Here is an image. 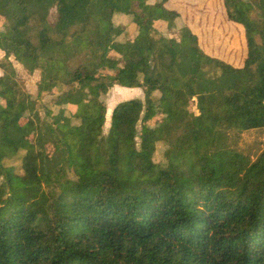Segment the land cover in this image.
<instances>
[{
	"label": "trees",
	"instance_id": "trees-1",
	"mask_svg": "<svg viewBox=\"0 0 264 264\" xmlns=\"http://www.w3.org/2000/svg\"><path fill=\"white\" fill-rule=\"evenodd\" d=\"M170 1L123 0L104 32L102 0H0V264H264V0H209L212 32ZM125 21L151 54L134 78ZM163 26L178 33L167 50L152 39ZM11 57L49 90L24 94ZM115 86L144 99L107 118Z\"/></svg>",
	"mask_w": 264,
	"mask_h": 264
},
{
	"label": "rangeland",
	"instance_id": "rangeland-1",
	"mask_svg": "<svg viewBox=\"0 0 264 264\" xmlns=\"http://www.w3.org/2000/svg\"><path fill=\"white\" fill-rule=\"evenodd\" d=\"M145 2L148 5H153L156 2V0H145ZM102 4H103V7H102V18H101L100 26L103 28L105 32L109 28V25H110L109 20L111 17V11L115 7L114 5L122 6L123 0H102ZM168 5L170 6L177 5L176 7L178 8L181 6L183 9L188 10V12L191 15L198 17L201 21H204L203 28L210 27L208 25V22L209 20L213 19V10L221 8V4L214 6L215 1L210 2L209 0L207 1L206 4L205 2H197V1H192V0H189V1L188 0H172L168 3ZM199 7L201 8L198 9ZM247 15L251 20L259 21V17L257 15L256 9H253L252 12L248 13ZM2 20L3 19L0 17V35H2V30H3ZM48 23L52 28L57 24V15H56L55 9L50 10L49 17H48ZM218 24L219 22L216 24L217 27L212 26L209 28V30L211 32L221 31L220 28L218 27ZM124 27H125V31L123 33L122 38L125 40L126 43L122 47H120V52L123 51V52L128 53L133 50L137 52L136 64L132 66V68L125 74V77L127 78H134L135 77L134 72L150 60L151 54L148 51L147 47L144 46V43H143L147 34L143 31H137L135 26L132 25L129 21L124 22ZM155 29L159 32H164L168 30L165 26L156 27ZM168 31H169L168 34H165V35H163L164 33H158L159 35H153L152 39L155 41L156 48L167 50L170 48L168 39L170 40L175 39L178 41L177 31H174V30H168ZM3 34H4V31H3ZM257 41H258V38H257ZM104 44L105 43L102 40L100 42V45H104ZM94 53H102V50L99 48L98 44L95 45ZM85 54L87 55L85 56V59L89 61L90 60L89 55L91 54V52H86ZM3 56L4 54L2 53V51H0V60L3 58ZM110 59L114 67L118 66L117 65L118 63L120 64L121 67H124L123 65L124 61L121 56L112 54L110 55ZM9 60L19 75L18 82L21 84L24 94L29 95V96H37L39 88L43 93L49 90V82L47 80V73L44 72L43 74H41L39 71H36L33 75H28L18 60H16L14 57H11ZM109 71L111 74H114L110 68L107 70V72ZM101 73H104V71L100 70L99 72L95 74V77H98L99 75H101ZM1 77H2V72L0 70V78ZM145 82L148 83L147 80ZM117 88H120V87L115 86L106 92L104 96V102L107 108L109 107V104H111L110 102H113L112 97H114L115 95H117L119 98L125 97V95L124 96L121 95L120 90ZM54 98L56 97L44 96L41 101L44 104H47L50 100ZM133 99H138V98H132L131 100ZM115 102L116 100H114V103ZM119 103L120 102H117V104ZM35 111L38 113L40 117L44 116V112L40 109V106H37L36 104L31 107V113H34ZM83 111L87 112L88 107L84 108ZM11 112H13V110H11ZM154 124L150 128L154 126L152 128L154 129L155 128ZM141 128L142 127L139 124L137 126V136L135 138V145L137 149L140 147L139 137L141 133ZM108 129H109V123L106 120V123L103 127V137L107 136ZM98 140H99V137L96 134H92V135H85V136L80 137L79 142L83 144V147L85 150H92L97 144ZM22 146L27 151V158L25 160V164H26L27 174L30 177L31 185L37 192H39L41 190V183H40V179L37 173L38 165L36 162H34V159H33L34 153L32 152L31 148H29L26 144L22 143Z\"/></svg>",
	"mask_w": 264,
	"mask_h": 264
},
{
	"label": "crops",
	"instance_id": "crops-1",
	"mask_svg": "<svg viewBox=\"0 0 264 264\" xmlns=\"http://www.w3.org/2000/svg\"><path fill=\"white\" fill-rule=\"evenodd\" d=\"M121 88V87H120ZM125 89V88H124ZM127 90V93L125 94V97L119 98L117 95L112 97V101L116 100V102L112 105L111 109H107V118H110L112 115L113 109L116 107L117 102H124V101H130L132 98H138L139 100L144 99V94L142 89H125ZM136 100V99H133Z\"/></svg>",
	"mask_w": 264,
	"mask_h": 264
},
{
	"label": "bare ground",
	"instance_id": "bare-ground-1",
	"mask_svg": "<svg viewBox=\"0 0 264 264\" xmlns=\"http://www.w3.org/2000/svg\"><path fill=\"white\" fill-rule=\"evenodd\" d=\"M120 90L121 92V95H125L127 93V90H125L124 88H117ZM111 104H109V110L111 109L112 105L114 104V101L113 102H110Z\"/></svg>",
	"mask_w": 264,
	"mask_h": 264
}]
</instances>
